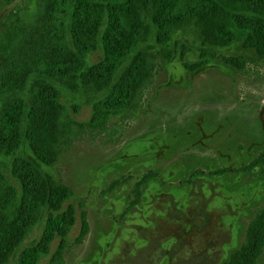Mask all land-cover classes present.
Wrapping results in <instances>:
<instances>
[{
  "label": "trees",
  "instance_id": "1",
  "mask_svg": "<svg viewBox=\"0 0 264 264\" xmlns=\"http://www.w3.org/2000/svg\"><path fill=\"white\" fill-rule=\"evenodd\" d=\"M32 1V12L21 17ZM8 16L0 32V157L10 158L9 176L0 170V264H64L66 253L83 243L85 211L70 240L76 208L66 201L72 190L43 166L56 165L78 141L107 146L123 140L130 114L148 101L164 62L178 56L194 72L217 59L239 76L264 63V0H21ZM187 32L200 41L199 60L192 63L185 61L188 46L175 38ZM238 42L250 54L212 50ZM65 94H98L89 100L86 120L66 116ZM226 172L264 178V152L238 167L195 169L180 183ZM157 176L149 170L134 181L127 209L141 202ZM129 179L116 178L106 190ZM37 227L39 236L22 246ZM263 253L264 203L223 264H258Z\"/></svg>",
  "mask_w": 264,
  "mask_h": 264
},
{
  "label": "rangeland",
  "instance_id": "2",
  "mask_svg": "<svg viewBox=\"0 0 264 264\" xmlns=\"http://www.w3.org/2000/svg\"><path fill=\"white\" fill-rule=\"evenodd\" d=\"M20 3L0 5V32L11 22L8 12ZM33 9L32 1L19 14L25 17ZM175 38L189 48L186 62L199 60L200 41L193 32ZM212 50L250 54L239 42ZM99 56L97 51L92 59ZM162 66L148 101L130 114L123 140L107 146L78 141L56 165L43 166L72 190L66 201L76 208L70 240L79 233L83 211L89 224L83 243L66 253L64 264H223L254 208L264 203L262 177L226 172L180 183L195 169L238 167L264 152V63L242 76L217 59L194 72L178 56ZM97 97L65 94L66 116L86 120L89 100ZM9 162L0 157L7 176ZM149 170L158 176L144 188L141 202L127 209L134 181ZM123 175L132 179L106 190ZM39 233L35 228L22 246ZM258 264H264V253Z\"/></svg>",
  "mask_w": 264,
  "mask_h": 264
}]
</instances>
